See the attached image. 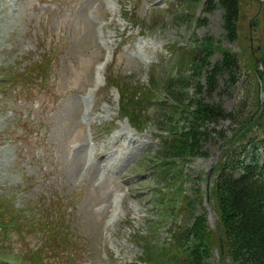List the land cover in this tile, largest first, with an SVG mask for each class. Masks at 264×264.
<instances>
[{"label":"rangeland","instance_id":"374dc122","mask_svg":"<svg viewBox=\"0 0 264 264\" xmlns=\"http://www.w3.org/2000/svg\"><path fill=\"white\" fill-rule=\"evenodd\" d=\"M187 1L0 0V264H32L29 259L39 257L36 249L42 242L48 243L52 257L47 259L43 248V259L37 264H107L105 256L113 264H139L141 258L151 262L160 257L175 264L164 255L170 257L176 250L174 232L185 222L204 214L207 226L218 230L212 192L218 162L258 131L259 121L249 120L256 119L250 116L236 123L226 117L212 122L195 115L202 101L220 104L225 113L236 110L248 78L259 87L264 0H239L233 35L225 27V11L217 0L210 10L205 9L206 0ZM98 32L108 35L105 39L112 46L102 71L105 80L114 82L115 77L118 82L127 79L134 85H148L158 78L162 84L178 64L184 65L181 71L190 66L188 74L196 73L192 67L199 56L206 63L200 74L202 85L216 75V90L210 94L199 92L197 83L191 82L187 91L194 102L174 114L177 122L169 127H195L200 140H195L193 152L170 162V169L152 156L161 149L159 138L167 137L149 123L155 113L152 103L146 106L128 97L124 110L132 108L136 116L127 119L119 112V101L126 96L116 89L97 93L88 116L100 130L127 127L139 132L130 120L143 129L140 135L147 142L137 139L132 149L122 152L120 177L102 174L95 164H84L93 150L76 148L85 141L79 112L93 66L105 51ZM224 53L237 56L241 66L240 80L234 86L227 82L226 72H219ZM44 66L47 71L41 77L37 73ZM24 77H33L34 85L42 82L48 88L40 89L36 97L31 90L20 94L18 83ZM117 191L121 199L114 208ZM164 193L167 204L174 203L177 209L152 221L157 213L153 199ZM113 200L114 207L106 214L105 207ZM22 210L24 218L44 221L49 211L53 229L47 234L36 226L25 230L27 221L16 217ZM71 211V226L57 230L61 214L64 218ZM151 225H157V230ZM150 241L161 248L149 250ZM69 242L80 252L73 251ZM211 251L212 264L231 262L218 246Z\"/></svg>","mask_w":264,"mask_h":264},{"label":"trees","instance_id":"16d2710c","mask_svg":"<svg viewBox=\"0 0 264 264\" xmlns=\"http://www.w3.org/2000/svg\"><path fill=\"white\" fill-rule=\"evenodd\" d=\"M185 1L181 0L182 3H185ZM195 1L197 0H188L187 2ZM217 1L225 11V27L230 32L229 34L233 35L237 29L236 23L240 13L239 0ZM205 4V9L210 10L211 7H214V0H206ZM206 50L209 51V49ZM195 57L196 55H194ZM203 58V56H199L194 59L195 66L192 69L197 68L198 71L196 73L188 74L187 70L190 66L181 71L184 65L178 64L175 66L174 74L167 73V79L162 84L158 78L151 79L148 85L140 83L134 85L127 79H122V82H118L117 78L114 79L118 88L128 94L130 102L132 100L139 101L140 104L146 102V105L150 102L152 103L155 113L149 123L151 122L158 132L167 133V137L161 138V149L158 153L152 155L154 156L153 159L162 162V165H164L162 167L167 166L170 169V162L174 163L177 158H180L181 155L186 154L189 150L193 152L191 150L196 147L194 145L195 140H200L199 131L195 127L185 130L172 129L169 126L177 122L174 114L178 108L182 110V108L189 106L192 101L194 102L187 91L191 82L197 83L195 89L199 90V92L203 90V92L210 94L216 90V75L207 79L206 85L201 83L200 74L203 68H206V63H202ZM260 62L261 68L257 71L259 73L257 77L259 87L254 83L252 77L245 80L236 110L225 113L220 104L202 101L199 112L195 115L196 112L192 111L193 116L195 115L197 118L212 122L226 117L233 119L232 121L236 123L252 116L256 117V119L250 118L249 120H258L259 127L255 129V131H258L254 132L253 135L246 137L240 141L238 146H233L227 151L222 162H218L219 171L212 190L219 215L218 230L214 231L207 226L204 214L194 215L192 220L185 222L181 228L174 232V244L176 245L174 248L176 250H173V254L170 257L169 254L164 255L170 262L174 259L175 264H212L211 258L213 255L211 249L218 246L222 249L224 255L230 258L231 262L228 264H264V48ZM218 65L220 67L219 72L220 70L226 72L229 85L234 86L237 84L240 80L239 72L241 70L238 57L224 53ZM177 70H179L178 73L176 72ZM40 71H45V66ZM24 78L31 79L32 77ZM257 87L260 91L257 93L258 97L255 96L254 98L253 94ZM195 101L201 102L200 100ZM167 105L170 107L169 110L166 112L161 110ZM124 108L123 106L120 107L122 116H126L128 119H132V115L136 116L132 108L128 112ZM136 125L138 126V124ZM182 145L183 148H179ZM175 149H179L180 153H176ZM176 181L177 178L175 179ZM166 195L164 193L163 197L157 194L153 199L157 218L154 216L152 221H160L167 213L174 212L177 209L174 203L167 204L165 201ZM168 196H172L174 199L177 195L169 192ZM179 211L180 209H178ZM48 213L49 211L45 221L41 218L37 220L24 218L23 210L16 217L27 221L25 223L27 230L36 226L41 227V230L47 234L53 229V223L49 220L51 216ZM60 218L62 220L60 224L56 225V229H61L62 231L67 227L68 213L64 214V218L61 214ZM151 226L153 230H157V225ZM21 227L24 229L23 224ZM46 241H50V239ZM70 245L73 248L78 247L72 242ZM147 246H149V250H152L161 248L162 245L159 246L158 243L150 241ZM43 248L47 250L48 257L46 258L52 257L48 243L42 242V246L36 249L39 257L29 259L32 264H37L43 259ZM138 261L147 262L144 258ZM147 263L167 264L162 257Z\"/></svg>","mask_w":264,"mask_h":264},{"label":"water","instance_id":"95a60500","mask_svg":"<svg viewBox=\"0 0 264 264\" xmlns=\"http://www.w3.org/2000/svg\"><path fill=\"white\" fill-rule=\"evenodd\" d=\"M259 48V46L257 47V49Z\"/></svg>","mask_w":264,"mask_h":264}]
</instances>
